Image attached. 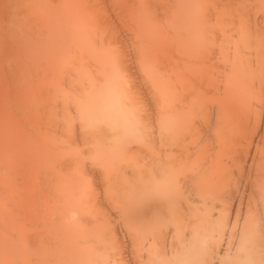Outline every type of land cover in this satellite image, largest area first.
<instances>
[{
  "label": "bare ground",
  "instance_id": "bare-ground-1",
  "mask_svg": "<svg viewBox=\"0 0 264 264\" xmlns=\"http://www.w3.org/2000/svg\"><path fill=\"white\" fill-rule=\"evenodd\" d=\"M0 264H264V0H0Z\"/></svg>",
  "mask_w": 264,
  "mask_h": 264
}]
</instances>
